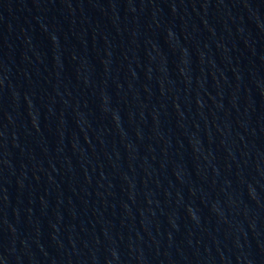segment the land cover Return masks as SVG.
Listing matches in <instances>:
<instances>
[{"label": "water", "instance_id": "1", "mask_svg": "<svg viewBox=\"0 0 264 264\" xmlns=\"http://www.w3.org/2000/svg\"><path fill=\"white\" fill-rule=\"evenodd\" d=\"M184 264H264V119L216 197Z\"/></svg>", "mask_w": 264, "mask_h": 264}]
</instances>
